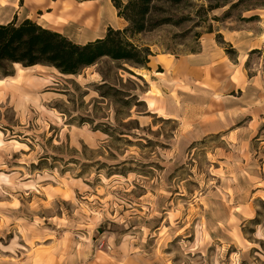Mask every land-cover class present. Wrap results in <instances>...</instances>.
<instances>
[{"label":"rangeland","instance_id":"374dc122","mask_svg":"<svg viewBox=\"0 0 264 264\" xmlns=\"http://www.w3.org/2000/svg\"><path fill=\"white\" fill-rule=\"evenodd\" d=\"M84 1L71 2L99 4ZM168 10L171 24L134 39L152 54L146 71L108 58L72 79L37 67L18 84L0 62V264H264V91L229 121L207 111L203 78L184 86L155 58L210 42L214 85L230 77L212 100H240L260 55L243 61L239 35L264 27V0ZM110 25L127 27L116 13ZM153 78L165 94L147 93ZM183 101L202 111L181 113Z\"/></svg>","mask_w":264,"mask_h":264},{"label":"trees","instance_id":"16d2710c","mask_svg":"<svg viewBox=\"0 0 264 264\" xmlns=\"http://www.w3.org/2000/svg\"><path fill=\"white\" fill-rule=\"evenodd\" d=\"M112 1L127 27L122 30L110 27L102 39L87 44H77L31 20L0 25V62L25 68L52 67L64 76H79L84 69L108 58L135 68H146L152 54L149 49L136 45L134 39L139 34L171 24L173 19L168 9L191 0Z\"/></svg>","mask_w":264,"mask_h":264},{"label":"crops","instance_id":"0c3cea01","mask_svg":"<svg viewBox=\"0 0 264 264\" xmlns=\"http://www.w3.org/2000/svg\"><path fill=\"white\" fill-rule=\"evenodd\" d=\"M66 1L71 2L72 0H41V1L40 0H0V25H5L13 21L20 23L24 20H31L33 22L34 21L37 22L43 28H46L48 30L51 29L62 35H65L71 41L77 44L78 43L87 44L97 39H102L106 35L107 30L112 26L110 25V21L112 20L113 13H116L117 20L119 21L122 20L125 24H127L123 18H119L118 12L116 11L112 0H92V1H84L81 5L92 4V2L99 3L97 5L95 4L92 6H86L90 8L93 7L96 9L97 12L98 11L100 12V16L98 15V17L97 18L95 17V19L92 21L93 24L92 23L89 24L88 23L89 17L86 15H83V16L78 17L76 20H66L65 24L62 27H60L57 25V22L61 14L60 12L63 9V3ZM53 5H57L58 8L54 10ZM75 8L78 9V8H83V7L75 6ZM35 14H40V18L35 17L36 16ZM49 15H50V18L49 19L46 18V16H49ZM107 23H108V27L109 26L110 27L106 31L98 30V26L100 27V25L102 26ZM50 24H53L55 27L60 28L62 31H57L54 28H51ZM78 29H80L82 32V35H81L82 40H78L76 42L70 37L69 33L74 30H78ZM239 37H240V49H241V52H243V56H244L243 61L246 58L248 62L251 56L253 55V53L255 52L258 53V55H260L256 59V62H254V60L252 61L251 63L252 67L248 68V70L252 74L249 75L248 73V78H246V75L244 74L245 80H248L249 83L247 84L245 88H243V93H242L243 97L240 98V100L243 99V103H241L240 100L233 101V102L229 101L220 106L218 102H215L214 100H212L215 92H217L220 89L223 90L225 88L226 89L230 88V81H229L230 77L228 76V74H225V76H223L220 80L221 83L217 85V82H215V85H214L213 81L217 80L216 79L217 74H218L217 65H218V61L220 60L217 59L216 53H214V50L211 48L210 42L203 44L201 53H197L192 56H187V57H183L179 59L171 55H166V56L158 55L155 58L160 59L157 62L158 65L163 66L162 64L164 63L165 66H170V68H173V70L177 68L179 71V73L177 74L178 80L184 86L192 85V88L193 86L196 87L195 86L196 81H197L196 78H203L205 82L208 83L210 88H207V92L210 93L209 95L211 97V100L208 101V103H210L211 106L207 107V111L218 110V108L223 107V106L226 107V109H231V107L234 105L249 106V104H251L254 101V99L256 100L259 94L262 91H264V27L263 25L260 27H257L254 31V34L253 33L250 34V32L248 31H244V32L240 31ZM262 61L263 63L261 66ZM152 62H150L147 65V67L150 69H151ZM37 67L48 68V69L51 68L55 70L56 72H58L56 69L52 67L49 68V67H44L40 65H36L35 67H30V68L36 69ZM163 69H165L164 66H163ZM199 69L200 70L205 69L204 74H201L202 71H198ZM137 70L142 71L145 69L140 67V68H137ZM149 73H151L150 70H149ZM137 74L145 78V75H142L140 73H137ZM60 75L63 78L66 77L67 79H72L74 77H77L73 75H65V76L62 74ZM225 77L227 78V81H229L228 87L226 85H222L223 82H226ZM167 81L168 82L174 81V77L172 76L169 77V80ZM165 89H166V86H165L164 80H161L160 78H156V79L153 78L152 82L150 83V90L147 93L152 94V95L153 94L161 95V94L166 93ZM187 96H186V99L188 98ZM183 102L179 108L180 109L179 111L181 113L202 111L198 107L195 108L191 105H188L187 102L185 101ZM147 104H148V109H149L150 108L149 103ZM243 108H247V107H243ZM153 113L158 114V112H153Z\"/></svg>","mask_w":264,"mask_h":264},{"label":"bare ground","instance_id":"6f19581e","mask_svg":"<svg viewBox=\"0 0 264 264\" xmlns=\"http://www.w3.org/2000/svg\"><path fill=\"white\" fill-rule=\"evenodd\" d=\"M53 7H54V10H56L58 8L57 5H53ZM60 13L61 14H60L58 22H57V25L60 27H62L65 24L66 20H76L78 17L83 16V15H86L89 17V22H88L89 24L92 23V21L95 19V17L97 18L98 15L100 16V12L99 11L97 12L96 9L93 7L92 8L83 7V8L76 9L75 6L71 2H64L63 3V9L61 10ZM14 66L16 67V69L18 70V73H19L16 83L22 84V82H24V79H26V76L24 74L27 73L24 71H30L33 68H24L19 64H15ZM225 81L226 82H223L222 85H226L228 87L229 81H227L226 77H225ZM0 83H4V81L3 82L0 81ZM240 102L243 103V99L240 100ZM225 109H226V107H224V106L218 108V110H225ZM224 113L226 114L225 116L229 121L233 120V115H232V112L230 110L226 109ZM196 114H197V112H187V115H190V116H195ZM226 118H225V120H226ZM216 126H219V125L215 124V128H216Z\"/></svg>","mask_w":264,"mask_h":264}]
</instances>
